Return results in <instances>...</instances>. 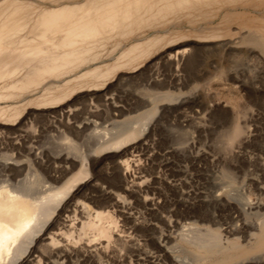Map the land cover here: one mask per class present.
Wrapping results in <instances>:
<instances>
[{"label": "bare ground", "instance_id": "bare-ground-1", "mask_svg": "<svg viewBox=\"0 0 264 264\" xmlns=\"http://www.w3.org/2000/svg\"><path fill=\"white\" fill-rule=\"evenodd\" d=\"M184 92L208 97L205 103H195L202 117L197 120V113L187 117L190 123L203 122L205 129V123L217 115V111L209 115V102L214 108L219 101L224 103L217 133L224 152L254 146L264 156V0H0V130L9 135L23 131L28 118L30 125L43 128L49 115L55 117L66 109L65 117L71 115L77 125L59 122L66 144L57 143L61 147L52 149L72 153L80 164L72 176L76 177L58 187H49L51 182L44 176L43 186L48 187L42 189L39 173H32L33 181L28 173L23 175L28 181L21 178L10 183L8 177V182L2 180L5 184L0 182V264H79L71 259L72 250L59 248L62 240L72 244L107 238V211L91 210L84 202L80 205L85 208V220L75 236L70 228L59 235L51 232L61 230L59 216L74 198L70 190L88 174L89 153L117 151L143 138L157 104L173 101ZM138 96L146 97L148 108L134 116L127 114L111 129L87 134V124L77 120L90 102L106 114L121 115L137 106ZM70 135L84 141L93 137L94 145L82 149L71 143ZM10 140L7 145L14 149ZM34 150L36 155L39 151ZM5 153L0 154V173L21 172V166H14L19 161L9 164L11 158L7 161ZM252 168L256 169L253 164ZM254 189L256 201L242 204L253 215L247 223L251 242L245 246L228 240L224 245L218 241L219 232H186L181 238L189 244L192 258L185 257V264L232 263L264 253V183Z\"/></svg>", "mask_w": 264, "mask_h": 264}, {"label": "rangeland", "instance_id": "rangeland-1", "mask_svg": "<svg viewBox=\"0 0 264 264\" xmlns=\"http://www.w3.org/2000/svg\"><path fill=\"white\" fill-rule=\"evenodd\" d=\"M239 94H243V91L242 93L239 92ZM180 95L175 98L176 101H163L157 104L160 109H157L148 125L147 135L143 138L125 145L123 146L125 147L124 149L121 147L117 151L103 152L104 154L101 153L100 155L89 153L86 159L88 174L82 180H79L81 182L77 181L73 184L75 186H72L70 193L74 194V198L69 201L68 207L59 216V221L62 223L60 225L58 221L61 230L56 231L57 234L56 232L51 233L59 235L60 232L62 233L65 229L69 230L68 228H70L75 236L74 232L79 229L80 221H83V218L85 220L86 211L83 212L85 208L81 206L84 202L91 210L107 211L108 219L104 221H109V235L107 238H100L88 243L82 239L76 243L72 242V244L68 241L66 242V239L60 235L64 240L61 239L62 243L59 248L72 250L70 254L73 261L79 264H185V257H188V259L192 258L189 244L181 238V236H184L183 233L186 232L189 234L192 232L198 233V231L201 234L212 231L219 232L218 241L224 245L228 243V240H230L229 242L231 240L240 241L238 243L245 246L251 242L250 232L248 231L251 223L249 219L253 220V215L250 214L247 204H244L246 205L243 206L244 208H242V204L244 202H253V198H255L254 201L257 199V195H254V187L262 186L264 183V170L262 169L263 167H259L260 163H264V156L254 146L245 147V149L241 148L240 150L233 148L234 151H231L230 154L227 151L224 152L221 143H218L219 138L217 136L221 126L219 123L222 120L220 116L222 117V112L225 109L223 108L224 103L219 101V107L214 108L209 102L210 109H212L209 115L212 117L215 114L214 111H217V115H219L215 114L212 120L210 118L209 123H205L208 126L205 129V126L202 125L203 122L199 123L197 121L200 118L199 116L202 117L203 115L198 105L200 102L205 103L208 100L205 98L208 97L202 95L204 96L203 100L200 93L195 96H189L190 94L184 92ZM138 97L137 106L139 109L137 106L134 109H126L121 114L122 116L113 115L114 113L106 114L104 111H100L102 108H95V104L90 102L86 111L78 113L77 120L87 124L88 128L85 130L87 134L101 132L104 128L111 129L117 122L122 121L127 114L128 116H134L148 108L146 97ZM196 102H199L198 105L195 104ZM63 110L59 112L61 115L63 114L62 116L58 115L59 113L55 117L52 114L51 116L49 115L43 128L40 125H30V118H28L27 121L29 123L25 120V127L22 128L23 131L21 130L23 133L18 131L16 132L17 135L15 132L9 135L0 130V150H3L0 151V154L6 152V160L8 161L10 158L14 160V162H11L10 159L8 161L9 164H16L19 161V164L14 166H21L23 170L24 168L26 169L21 171L24 174L5 171L8 174L4 173L5 176L1 172V183L7 181L8 177L10 183L23 179L28 181L29 178H23V175L26 177L28 173L29 181H33L31 176L34 173H39L40 175H38L43 181L45 179L47 183L51 182L49 187H58L62 186V184L64 185L65 181L67 183L76 177L72 176L77 175L76 171L80 168L79 159L71 155L72 153H66L65 151L58 153L53 150L61 147L60 144H66L61 139L60 129L62 130L63 127L59 126V124L63 122L64 125L66 123L65 126L74 125L75 123L77 125L71 115L65 117V111L67 112L68 110ZM87 112H89V115ZM196 113L200 115L196 116ZM206 113L208 115V111ZM189 115L190 117L195 115L197 119L195 123L189 122L187 118ZM82 117L83 119L81 120ZM219 118L220 122H218V125L217 121H219ZM89 122L91 123L89 124ZM32 127H35L34 131ZM30 131L33 132L30 134ZM27 136L30 138L28 139ZM70 136L71 143L75 141L74 145L78 143L82 149L88 150L94 145L93 137V139L88 137L84 141L80 139L81 137ZM10 139L13 140L11 141ZM9 140L13 143L14 149L7 145ZM20 142L22 143L20 144ZM32 142H35V144L32 145ZM19 145L23 146L20 147ZM34 145L36 153L39 151L36 155L35 148L32 147ZM6 147L9 148L7 149ZM16 148L20 151L18 149L15 151ZM28 148L33 151H27ZM23 154L25 155L23 156ZM8 156L9 158L7 159ZM18 156L24 157V159ZM65 162L67 168L64 164ZM252 164L256 169L252 168ZM24 165H27L29 172ZM60 167H64V170ZM65 169L67 170L65 171ZM48 173L53 174L48 175ZM54 174L56 176L53 177L52 175ZM44 176L46 178L43 179ZM12 177L15 178L12 179ZM45 181L42 183V189L48 187L46 183L47 187L44 188ZM236 194L239 195L237 196L238 198L235 196ZM227 195L228 197H226ZM230 196L233 198L231 197V199ZM243 198L245 201H241ZM65 200L66 197L59 207ZM246 217L247 219H245ZM46 235L44 238H47L48 235ZM253 255L247 256L243 260L238 259L239 261L234 260L232 263L224 264H264V256H262L264 253L261 258L260 255L256 258L255 255L257 256V254ZM184 259L185 261L183 262L182 260Z\"/></svg>", "mask_w": 264, "mask_h": 264}]
</instances>
